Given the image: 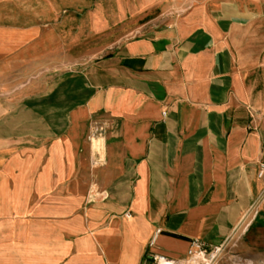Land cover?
<instances>
[{
	"label": "crops",
	"instance_id": "0c3cea01",
	"mask_svg": "<svg viewBox=\"0 0 264 264\" xmlns=\"http://www.w3.org/2000/svg\"><path fill=\"white\" fill-rule=\"evenodd\" d=\"M93 4L0 0V68L43 78L0 124V264H152L227 237L264 264V0L96 48Z\"/></svg>",
	"mask_w": 264,
	"mask_h": 264
},
{
	"label": "rangeland",
	"instance_id": "374dc122",
	"mask_svg": "<svg viewBox=\"0 0 264 264\" xmlns=\"http://www.w3.org/2000/svg\"><path fill=\"white\" fill-rule=\"evenodd\" d=\"M214 1L216 0H94L93 10L103 11L108 16L111 23L110 30L109 35H95L86 47L96 48L108 41L112 46L116 45L125 31L126 38H133L139 31L163 25L195 6L211 4ZM122 14H125V17ZM65 53L75 55L79 52H63ZM65 67L63 64L62 68ZM30 70L37 74L39 67L35 66ZM59 70L60 68L56 71ZM53 72L54 70L48 74ZM12 73L13 71L9 74V67L0 68V124L9 123V102L20 101L23 89L29 88L34 93L38 92L43 80V78H16L22 74L21 68L15 69L13 75Z\"/></svg>",
	"mask_w": 264,
	"mask_h": 264
},
{
	"label": "built area",
	"instance_id": "2783aa9c",
	"mask_svg": "<svg viewBox=\"0 0 264 264\" xmlns=\"http://www.w3.org/2000/svg\"><path fill=\"white\" fill-rule=\"evenodd\" d=\"M105 132V128L98 125L88 138L93 146L91 157L93 166L102 163L104 152L102 138ZM259 177H264V161L260 165ZM233 244L231 237H227L221 243L213 246H207L202 241L195 239L191 242L184 257L171 258L163 254H156L152 264H252L250 260L229 252Z\"/></svg>",
	"mask_w": 264,
	"mask_h": 264
}]
</instances>
